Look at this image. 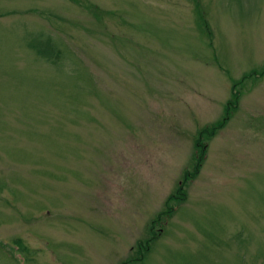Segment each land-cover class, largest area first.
I'll return each mask as SVG.
<instances>
[{"label": "rangeland", "instance_id": "rangeland-1", "mask_svg": "<svg viewBox=\"0 0 264 264\" xmlns=\"http://www.w3.org/2000/svg\"><path fill=\"white\" fill-rule=\"evenodd\" d=\"M261 68L264 0H0V264H132L181 183L135 264H264Z\"/></svg>", "mask_w": 264, "mask_h": 264}, {"label": "trees", "instance_id": "trees-1", "mask_svg": "<svg viewBox=\"0 0 264 264\" xmlns=\"http://www.w3.org/2000/svg\"><path fill=\"white\" fill-rule=\"evenodd\" d=\"M250 75L245 76V78L250 77ZM233 99H236V95H232ZM238 102V101H237ZM231 103H229L227 105V109H229ZM228 115V114H226ZM225 115V116H226ZM223 124L220 123L217 127L220 128L222 127ZM208 132V131H207ZM207 136H212V133H208L206 134ZM200 162L199 160L196 161L193 171H185L184 174H186L185 176L188 177L190 180L194 179L197 175H198V171L200 166L198 165ZM197 165V167H196ZM190 176H189V175ZM183 187V183H181L178 187L177 190V194L172 195L170 197L167 198V200L165 201V205H164V209L162 212H160L159 214H157V216L152 220L150 226H149V231H148V238L146 241H140L137 243V256L133 259V261H131L133 264L140 262L144 259L145 254H147L148 252L153 251L151 249V247L160 239V235L162 234L161 232L165 231V228L168 225L169 219H171L172 215H174V213L177 211L178 206L185 201V197L184 195H182V188ZM171 202H174L175 205H173ZM154 228L153 232L150 231V227ZM22 247V246H21Z\"/></svg>", "mask_w": 264, "mask_h": 264}, {"label": "bare ground", "instance_id": "bare-ground-1", "mask_svg": "<svg viewBox=\"0 0 264 264\" xmlns=\"http://www.w3.org/2000/svg\"><path fill=\"white\" fill-rule=\"evenodd\" d=\"M251 76L255 81L262 79L264 77V69L261 68L259 71H252Z\"/></svg>", "mask_w": 264, "mask_h": 264}]
</instances>
